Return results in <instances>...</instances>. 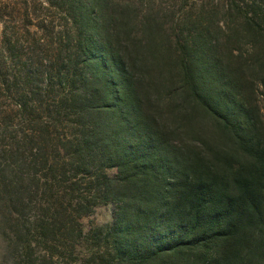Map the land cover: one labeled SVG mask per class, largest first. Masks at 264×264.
<instances>
[{
  "label": "trees",
  "instance_id": "obj_1",
  "mask_svg": "<svg viewBox=\"0 0 264 264\" xmlns=\"http://www.w3.org/2000/svg\"><path fill=\"white\" fill-rule=\"evenodd\" d=\"M27 2L0 23V264H264V0Z\"/></svg>",
  "mask_w": 264,
  "mask_h": 264
},
{
  "label": "rangeland",
  "instance_id": "obj_2",
  "mask_svg": "<svg viewBox=\"0 0 264 264\" xmlns=\"http://www.w3.org/2000/svg\"><path fill=\"white\" fill-rule=\"evenodd\" d=\"M14 1L15 0H0L1 3L8 6L6 9H4V10L2 9L0 11V13L2 14V17L0 19V23L2 26L11 17L10 14H11V9L14 7ZM16 1L17 2H23V0H16ZM36 3H37V1H36ZM27 5H28L27 11H25L24 10L25 8H24L23 11L21 10V12H19V13H21L19 15L20 17H18V14L16 15L15 13H13V16H15L16 19H18V18L20 19V21H18V22L24 21L25 19L23 16H25L28 13L30 15V18L35 19V16H39V18L45 19V21L47 22L46 25L50 24L51 16H48L49 12H47L43 9L44 5L41 6L42 8L41 7L38 8V6L35 7L36 5H34L33 0H28ZM34 7H35V10H34ZM21 25L24 26V25H26V23L22 24V22H21ZM31 30H33V29H31ZM107 173L110 176L114 175V171H112V170H108ZM112 213H113V205H111V204H109L107 206L97 207L91 216L81 220L83 230L85 232H88L89 229L93 226H105V225L111 224Z\"/></svg>",
  "mask_w": 264,
  "mask_h": 264
}]
</instances>
